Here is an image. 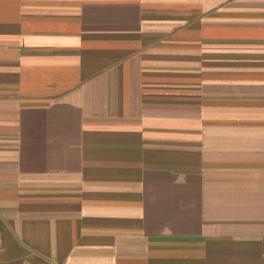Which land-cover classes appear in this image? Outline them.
I'll return each instance as SVG.
<instances>
[{
    "label": "crops",
    "instance_id": "1",
    "mask_svg": "<svg viewBox=\"0 0 264 264\" xmlns=\"http://www.w3.org/2000/svg\"><path fill=\"white\" fill-rule=\"evenodd\" d=\"M0 264H264V0H0Z\"/></svg>",
    "mask_w": 264,
    "mask_h": 264
}]
</instances>
